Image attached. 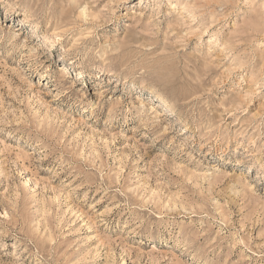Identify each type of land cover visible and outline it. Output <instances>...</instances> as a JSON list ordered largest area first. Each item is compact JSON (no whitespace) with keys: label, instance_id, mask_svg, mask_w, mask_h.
Listing matches in <instances>:
<instances>
[{"label":"clouds","instance_id":"9594fccd","mask_svg":"<svg viewBox=\"0 0 264 264\" xmlns=\"http://www.w3.org/2000/svg\"><path fill=\"white\" fill-rule=\"evenodd\" d=\"M0 264H264V0H0Z\"/></svg>","mask_w":264,"mask_h":264}]
</instances>
